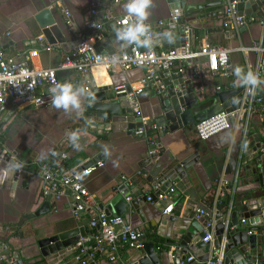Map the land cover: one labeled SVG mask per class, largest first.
<instances>
[{"label": "crops", "instance_id": "crops-1", "mask_svg": "<svg viewBox=\"0 0 264 264\" xmlns=\"http://www.w3.org/2000/svg\"><path fill=\"white\" fill-rule=\"evenodd\" d=\"M216 1L219 0H186L183 10L186 12V8ZM97 2L104 3L115 18L128 12V1L112 5L111 0H0V51L24 52L28 63L34 68L55 67L64 55L74 51V38L91 34L90 23L94 18L89 8ZM260 9L258 6V12ZM43 10H49L55 21L53 25H39L37 16ZM171 11L168 0H151L148 15L143 20L153 25L166 22ZM65 12L69 14V24ZM104 15V9L99 8L95 18L102 24L103 34L111 32L110 23L105 22ZM206 16L204 22L193 26L192 47L197 50L208 43L233 49L229 56L232 75L226 77L214 74L208 69L204 57L195 58L187 64L185 74L172 75V79L180 76L189 79L195 93L201 98L210 96L214 91L244 87L249 73L256 72L257 56L250 50L243 52L237 48H248L253 40L264 36V27L259 24H252L242 32H229L221 25L222 15L210 12ZM185 19L189 22L197 18ZM38 38L42 39L43 46L51 49H43ZM180 43V39L176 38L169 43L156 41V46L164 48L168 44ZM112 46L116 52L120 50L117 43ZM142 75L143 71L137 68L115 73L95 68L91 72L95 86L136 82ZM58 77L61 86H71L75 103L67 106L53 104L44 108L8 106L0 116L1 141L26 166L23 172L13 174L9 162L0 161V253L6 251L11 255L18 254L23 264L40 259L39 242L45 238L79 226L83 227L86 236L90 235L87 218L74 215L70 198L65 193L57 199L42 197L37 161L61 162V155L66 154L62 161L67 167L77 169L102 161V166L85 178V184L98 203L106 204L116 190L120 177L134 176L147 153L145 139L136 137L132 131H108L105 134L96 129L92 131L84 112L87 91L80 84L78 75L66 71L59 72ZM155 90L150 89L139 96L142 116L150 122L158 120L162 114L161 102ZM259 90L264 91L262 80ZM259 136L264 142V119L258 114L244 112L235 119L233 125L205 140L198 137L195 125L158 133L160 158L164 160L168 154H172L175 160H185L190 165L187 175L191 184L174 200V207L175 202L182 204L181 217L190 213L201 220L207 215L212 218L217 214L222 218L227 215L238 188L237 174L243 167L242 159L254 147ZM259 153L262 154L261 151ZM218 190H222L225 195L217 202ZM199 209L208 214L198 217ZM160 216V206L150 202L142 203L137 210L129 204L122 215L132 226L139 230L144 228L147 241L170 242L157 236L156 221ZM254 234L257 235L256 251L259 258L264 259V232ZM170 244L169 252L163 247L158 251L159 264H173L172 255L179 246ZM122 254L127 259L131 257L129 252ZM198 263L183 261L179 264ZM94 264L109 262L101 259Z\"/></svg>", "mask_w": 264, "mask_h": 264}, {"label": "built area", "instance_id": "built-area-1", "mask_svg": "<svg viewBox=\"0 0 264 264\" xmlns=\"http://www.w3.org/2000/svg\"><path fill=\"white\" fill-rule=\"evenodd\" d=\"M124 1L111 0L112 5H118ZM223 13L221 25L223 29L231 32H242L252 24L264 27V0L260 11L246 14V4L254 0H220ZM105 11V22L117 26L135 27L138 23L145 26V30L137 34L136 39H127L129 44L125 48L112 54L102 55L96 50V43L103 37V26L95 18L98 9ZM89 12L94 20L90 23L91 34L78 36L77 44L71 54L64 55L62 60L49 68H34L28 63V57L24 52L0 51V116L8 106L44 108L53 105V100L62 92L58 77L59 72H74L79 77L80 84L89 91L91 84V72L95 68L110 73L125 72L131 69H141L143 75L136 81L114 86L115 99L123 108H131L135 118H140L141 126L132 130L139 138L147 143V155L149 162L153 156L159 155L160 147L158 133L167 132V127L161 125L158 120L147 121L140 111L139 96L150 89L164 88L160 73H167L171 79L173 76L183 75L186 66L192 60L199 57L206 59L208 69L214 74L229 77L232 75V65L229 59L233 49L224 46H212L208 43L201 45L197 50L192 47V37L189 36L190 26L180 25L179 9L171 11V16L166 22H159L156 26L145 22L137 17L136 13L127 12L125 15L115 18L111 15L107 6L102 2L90 6ZM67 23H70L69 14L65 12ZM128 22L125 23V20ZM184 30L183 44L173 48H158L156 41L172 42L180 29ZM38 43L43 49L50 50L49 46H43L42 39ZM237 50H250L257 56V69L255 74L259 81H264V36L252 41L250 47H238ZM155 90V91H156ZM240 109L247 114H258L264 119V99L259 90V83L252 84L248 81L242 90ZM230 114L220 111L213 116L196 124V132L200 139L205 140L230 126ZM260 151L264 154V142L261 143ZM66 154L61 155V162H38L37 168L41 178V194L46 199L60 198L64 193L70 198L71 208L77 218H87V227L90 235L81 239L75 246L79 256L76 257L79 264H94L105 259L109 264H137L132 263L130 258L123 256V252L140 251L146 241L145 232L132 226L123 217L106 214L99 206L95 198L90 194L86 184L87 178L92 172L102 166V161L92 162L80 168H69L62 161ZM0 161L9 162L13 174H19L26 168L25 163L17 156L9 152L0 139ZM125 183L129 177H120ZM174 190L171 188L160 191L157 195L159 202L171 199ZM224 192L218 190L217 202L222 200ZM130 201V198H126ZM150 197L147 201L150 202ZM174 203L167 205L164 214H172ZM92 212V214H90ZM198 217L208 214L205 210H198ZM208 216V215H207ZM204 220V238L202 241L212 247L210 257L205 264H220L223 259L222 247L218 250L213 248L215 240V224L222 219L220 214L214 218L208 216ZM178 255H172L173 260ZM186 262H199L193 255L185 258ZM11 263L12 259H5L0 253V263ZM183 263V262H182ZM200 264H203L199 262ZM198 263V264H199Z\"/></svg>", "mask_w": 264, "mask_h": 264}, {"label": "water", "instance_id": "water-1", "mask_svg": "<svg viewBox=\"0 0 264 264\" xmlns=\"http://www.w3.org/2000/svg\"><path fill=\"white\" fill-rule=\"evenodd\" d=\"M186 0H168L171 10L179 9L180 25L190 26L189 36L193 35V26L202 23L206 15L210 12L222 15L223 7L221 1L200 4L186 8L183 7ZM262 2L254 0L246 4V14L257 11ZM196 17L195 20L186 22L185 18ZM66 20V19H65ZM37 21L41 27L53 25V20L49 10H43L37 16ZM153 25V24H152ZM156 26V25H153ZM132 26L110 25L111 32L105 33L100 41L96 43V50L102 55L112 54L116 51L115 43L123 49L127 45L130 37L123 35ZM184 30L181 28L178 35L181 43L169 45L173 48L183 44ZM174 39V40H175ZM78 42L74 38L73 45ZM192 43V40H190ZM185 74V73H184ZM164 88L155 91L156 96L161 102L162 114L158 121L170 131L190 127L213 116L214 114L225 111L230 114L229 123L233 125L236 118L243 113L240 109L242 101V90L240 88H226L214 91L210 96H197L189 79L180 76L176 79L165 73L159 74ZM89 91L86 92L84 112L86 122L90 129L99 130L101 133L108 131H131L141 126L140 118H135L131 108H123L115 99L116 93L114 85L95 86L92 77ZM264 99V91L261 92ZM254 147L249 150L247 156L242 159V169L237 174L238 188L232 199L231 209L222 219L215 224V240L213 248L218 250L222 247L223 259L220 264H264V259L259 258L256 251V240L258 234L264 232V154L259 153L262 137H258ZM144 159H148L147 153ZM142 160L140 170L129 177V182L117 181L116 190L106 204H99L100 208L108 215L122 217L128 205L131 204L136 210L142 203L149 202L158 204L161 209V216L156 221L157 236L163 237L166 241L153 240L145 241L144 247L140 251H129L130 261L138 264H159L158 251L162 247L169 252L170 243L179 246L174 255L173 264L182 263L189 255H193L199 262L205 263L210 256L212 247L202 241L204 238L203 228L205 216L198 220L188 213L185 217L180 216L182 204L174 207L172 214H164L167 205L173 204L186 187L190 186V178L187 170L190 165L184 161L175 160V156L168 154L163 160L160 155L153 156L149 162ZM171 188L174 193L171 199L164 202L157 200L160 191ZM131 198L127 201L126 198ZM239 219V220H238ZM227 225V226H226ZM163 230L161 231L160 229ZM144 231V228H140ZM86 237L83 227L79 226L72 230H67L60 234L45 238L39 242L41 246L40 259L29 264H79L76 257L78 252L75 246ZM1 255L5 259H12L11 264H23L18 254L11 255L10 252L3 251Z\"/></svg>", "mask_w": 264, "mask_h": 264}, {"label": "clouds", "instance_id": "clouds-1", "mask_svg": "<svg viewBox=\"0 0 264 264\" xmlns=\"http://www.w3.org/2000/svg\"><path fill=\"white\" fill-rule=\"evenodd\" d=\"M150 3L151 0H131V2L126 5V8L128 9L129 13H136L137 17L142 20L148 15L147 9ZM128 19L129 18L125 20V23L128 22ZM144 30L145 26L142 23H138L135 27L129 28L126 32L122 34L130 37L131 39H136L137 34L143 32ZM237 72H239V69H237ZM249 82L252 84H258L260 81L255 74L249 73ZM60 87H62V92L55 97L53 103L56 106H59L61 104L67 106L69 103H75L76 98L71 91V86L63 85Z\"/></svg>", "mask_w": 264, "mask_h": 264}, {"label": "trees", "instance_id": "trees-1", "mask_svg": "<svg viewBox=\"0 0 264 264\" xmlns=\"http://www.w3.org/2000/svg\"><path fill=\"white\" fill-rule=\"evenodd\" d=\"M178 204V202H175V205H177Z\"/></svg>", "mask_w": 264, "mask_h": 264}]
</instances>
